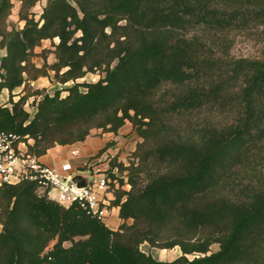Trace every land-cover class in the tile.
Returning a JSON list of instances; mask_svg holds the SVG:
<instances>
[{
    "label": "trees",
    "instance_id": "trees-1",
    "mask_svg": "<svg viewBox=\"0 0 264 264\" xmlns=\"http://www.w3.org/2000/svg\"><path fill=\"white\" fill-rule=\"evenodd\" d=\"M18 1L23 25L8 28L12 2L0 0V90L11 97L47 70L74 84L34 92L32 115L28 95L10 99L0 130L31 138L37 157L126 122L141 141L136 164L107 170L128 174V190L112 189L114 230L31 182L2 185L0 264H264V45L253 59L218 51L235 29L260 28L264 41V0H47L38 18L39 0ZM54 39L55 61L36 68L34 49ZM96 70V82H76ZM164 84L184 90L163 100ZM200 112L232 123L195 119L194 136L175 132V117ZM143 243L180 255L155 260Z\"/></svg>",
    "mask_w": 264,
    "mask_h": 264
},
{
    "label": "rangeland",
    "instance_id": "rangeland-1",
    "mask_svg": "<svg viewBox=\"0 0 264 264\" xmlns=\"http://www.w3.org/2000/svg\"><path fill=\"white\" fill-rule=\"evenodd\" d=\"M47 0H39L36 5L32 8V12L35 14V18H38V15L41 12L42 7L46 4ZM71 3L72 1L69 0ZM12 8L10 11V15L7 18V26L20 28L23 25V22L18 19V10H19V1L11 0ZM222 46L218 47L219 54L229 58H260L263 51L264 41L262 35L260 33V28H250V29H235L233 31L228 32L224 37ZM57 43V39L53 41L43 40L39 46L34 49V53L36 55L31 57V62L34 63L36 68H40L44 63L46 65H50L55 61L54 56V44ZM4 49H0V57L4 55ZM103 76V73L99 70L95 72L87 73L83 78L78 79L77 83H93L96 82L100 77ZM74 82H67L65 84H60L53 79V73L47 70L46 76H40L36 80H30L26 85V88L23 87L15 89L11 93V97L7 90H0V106L10 107V99L12 102L18 100V98L22 95H28L27 102L24 106L25 110L32 115L35 112V101L40 97L32 95L34 92H42L52 94L54 91L61 92V95H64V89L73 85ZM82 89V88H81ZM184 90V87H176L172 84H164L158 89L156 96H159L160 99L167 100L170 99L174 94L181 92ZM207 114L205 112L198 113L194 118L190 119V117H175L173 119V124L175 132L181 134L183 136H194V133L189 129V124L194 123L195 119L201 122L203 120L209 121H219L222 124L232 123L228 118L220 119L218 115H208L209 117L205 118ZM190 119V120H189ZM98 130L99 133H94L93 136H104L105 142L102 144V147L99 148L94 154L86 157L79 158L77 156H71L67 149H63L58 153V156L52 160V164L60 163L63 161L71 162L77 170L84 171H94L97 170L99 172H104L110 178L109 188L106 192L105 198L110 202L113 200V188H116L120 185L122 181L121 188L123 190H128L129 186L127 183V171L118 172L114 171V175L110 177L108 175L109 164L112 160H116V162L122 163L124 167H129L130 163L133 161L136 164V160L133 158V152L136 149L137 144L141 141V139L137 136L135 130L131 127V125L126 122L117 133H112L108 131H102L100 129H94L92 131ZM135 164L133 165L135 167ZM244 176V175H243ZM253 182L254 179L251 176H246L242 178V184L247 182ZM223 193L228 196H233L234 193L229 190H224ZM55 190H52L51 196L55 197ZM117 209V208H115ZM130 222V221H129ZM120 220L116 216L114 212H112L111 216L107 219L106 225L110 229H116ZM1 228V227H0ZM217 244H213L210 247V252H215L217 250ZM140 249L150 254L155 260L160 261H169L174 259L175 257L180 255L179 249H159L155 247H149L146 243L140 245Z\"/></svg>",
    "mask_w": 264,
    "mask_h": 264
},
{
    "label": "built area",
    "instance_id": "built-area-1",
    "mask_svg": "<svg viewBox=\"0 0 264 264\" xmlns=\"http://www.w3.org/2000/svg\"><path fill=\"white\" fill-rule=\"evenodd\" d=\"M33 140L27 136L0 130V187L28 181L36 186L38 196H44L67 207L76 202L89 215L106 223L117 206L105 198L110 178L104 172L86 171L87 184L78 187L72 182L73 175L84 174L69 161L57 166L44 164L40 157L31 153ZM72 150L71 156H77ZM55 190V197L51 196Z\"/></svg>",
    "mask_w": 264,
    "mask_h": 264
},
{
    "label": "crops",
    "instance_id": "crops-1",
    "mask_svg": "<svg viewBox=\"0 0 264 264\" xmlns=\"http://www.w3.org/2000/svg\"><path fill=\"white\" fill-rule=\"evenodd\" d=\"M94 133H99V131L98 130L91 131L90 135L86 137V139L82 142H76L74 144L64 145V146L56 145L53 148L49 149L45 155L41 156L40 160L48 166L55 167L59 164V162L52 164V160L55 159L58 156V153L63 149H67L69 151V154L72 150H78L79 158L77 159L86 158L94 154L99 148L102 147V144L105 142L104 136H93ZM85 173L86 171L84 172V174ZM117 210L118 208L114 209L113 211L116 214V216H117Z\"/></svg>",
    "mask_w": 264,
    "mask_h": 264
},
{
    "label": "water",
    "instance_id": "water-1",
    "mask_svg": "<svg viewBox=\"0 0 264 264\" xmlns=\"http://www.w3.org/2000/svg\"><path fill=\"white\" fill-rule=\"evenodd\" d=\"M72 182L78 187H85L87 184V175L77 173L73 175Z\"/></svg>",
    "mask_w": 264,
    "mask_h": 264
}]
</instances>
